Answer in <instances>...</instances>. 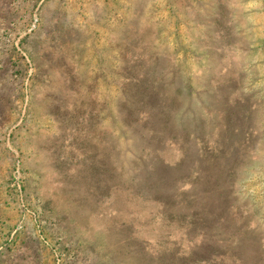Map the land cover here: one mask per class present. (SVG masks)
Instances as JSON below:
<instances>
[{
	"label": "rangeland",
	"instance_id": "1",
	"mask_svg": "<svg viewBox=\"0 0 264 264\" xmlns=\"http://www.w3.org/2000/svg\"><path fill=\"white\" fill-rule=\"evenodd\" d=\"M160 78L179 110L239 109L162 145L119 116ZM144 253L264 264V0H0V264Z\"/></svg>",
	"mask_w": 264,
	"mask_h": 264
},
{
	"label": "trees",
	"instance_id": "2",
	"mask_svg": "<svg viewBox=\"0 0 264 264\" xmlns=\"http://www.w3.org/2000/svg\"><path fill=\"white\" fill-rule=\"evenodd\" d=\"M135 79L136 78L133 80L135 81ZM162 82L163 78H160L158 83L154 82L153 80L150 81L149 88H146L144 96L138 97L140 96L138 94L131 95V98L129 97V103L132 106L131 109L127 111L125 115L122 110H120L119 113L121 123L127 128L133 129L135 127L141 126L142 129H144L146 135H150L152 139L159 141L162 145L167 144L168 142H178L180 140H183L187 145L192 139H195L196 142L200 140L199 135L193 132L185 123V121H183V117L187 113L192 112L195 121L202 123L201 119L205 114L210 116V114L215 112L227 119L230 113L232 115L233 112L239 109L238 107H234L232 105H223L224 107L219 103H217L218 105H215V100L217 99L214 100L211 98V96H209L207 97L206 102L201 103L196 108H193V111L179 110V107L176 104V97H171L172 95L168 96L166 93H164V91L161 92L163 89L161 85ZM134 86V82L133 84L129 85V87ZM188 99H192V97H188ZM127 103L128 100L127 102L125 101V103H122V105L124 106ZM184 103L186 105L188 104L186 101ZM173 104L175 105V109L177 108L178 110L176 109L173 111V108L171 107ZM141 106L142 108H139ZM198 147L200 146L198 145ZM181 150L185 152L186 148ZM154 160L155 163L148 166L159 176L157 182H155L156 187H154V189L157 188L158 190L166 191L168 190V185L166 183L169 181L168 178H171L170 172L172 171V168H170L168 163L163 162L159 157L155 158ZM153 200L159 203L164 202V199L159 196H154ZM160 214L163 216V218H170V213L168 211H162ZM143 251L149 252L147 248ZM144 254L146 256L149 255L148 257H150H145V264H162L159 258H156L149 253Z\"/></svg>",
	"mask_w": 264,
	"mask_h": 264
}]
</instances>
